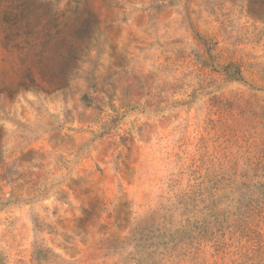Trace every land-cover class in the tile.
Returning a JSON list of instances; mask_svg holds the SVG:
<instances>
[{"label":"rangeland","instance_id":"obj_1","mask_svg":"<svg viewBox=\"0 0 264 264\" xmlns=\"http://www.w3.org/2000/svg\"><path fill=\"white\" fill-rule=\"evenodd\" d=\"M0 264H264V0H0Z\"/></svg>","mask_w":264,"mask_h":264}]
</instances>
